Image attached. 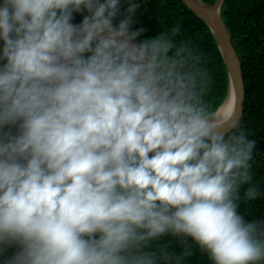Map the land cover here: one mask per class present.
Here are the masks:
<instances>
[{"label": "clouds", "instance_id": "obj_1", "mask_svg": "<svg viewBox=\"0 0 264 264\" xmlns=\"http://www.w3.org/2000/svg\"><path fill=\"white\" fill-rule=\"evenodd\" d=\"M127 3L114 23L121 0L0 2L4 264H264L239 211L256 142L216 119L179 24L138 40Z\"/></svg>", "mask_w": 264, "mask_h": 264}, {"label": "trees", "instance_id": "obj_2", "mask_svg": "<svg viewBox=\"0 0 264 264\" xmlns=\"http://www.w3.org/2000/svg\"><path fill=\"white\" fill-rule=\"evenodd\" d=\"M212 5L215 0H202ZM2 2V0H0ZM140 7L133 15L132 30L145 29L138 40L154 38L160 32H170L179 24L181 36L178 39L190 40L202 54L203 66L212 77L210 92L205 97L216 113L224 103L229 91V72L218 43L211 29L195 16L182 0H133ZM128 7L127 0H121V14L114 23L123 18ZM83 14H74L73 23L81 22ZM221 15L229 32L234 36V44L242 60L246 85L245 110L241 127L246 129L248 139L254 140L252 160V184L258 187L261 195L255 201H240L239 211L246 219H264V0H224ZM0 41V49H2ZM4 62H0L2 65ZM15 131V129H13ZM252 186L241 188L244 191ZM16 251L10 247L0 255V264ZM189 264H210L198 252Z\"/></svg>", "mask_w": 264, "mask_h": 264}, {"label": "water", "instance_id": "obj_3", "mask_svg": "<svg viewBox=\"0 0 264 264\" xmlns=\"http://www.w3.org/2000/svg\"><path fill=\"white\" fill-rule=\"evenodd\" d=\"M185 6L213 32L229 72V91L224 103L216 112V119L225 104L234 101L236 117L242 121L245 110L246 85L242 69V60L234 44V36L229 32L221 15L224 0H215L212 5L205 4L202 0H182ZM80 23V22H79ZM76 23V24H79Z\"/></svg>", "mask_w": 264, "mask_h": 264}, {"label": "bare ground", "instance_id": "obj_4", "mask_svg": "<svg viewBox=\"0 0 264 264\" xmlns=\"http://www.w3.org/2000/svg\"><path fill=\"white\" fill-rule=\"evenodd\" d=\"M195 2H199V0H194ZM233 112H234V101H228L223 110L219 113V118L218 121L223 122L226 121L228 119H230L233 116Z\"/></svg>", "mask_w": 264, "mask_h": 264}]
</instances>
